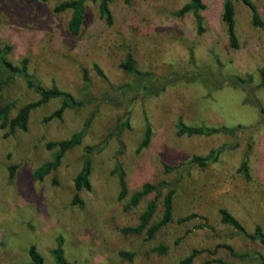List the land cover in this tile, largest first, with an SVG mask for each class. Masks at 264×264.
Returning a JSON list of instances; mask_svg holds the SVG:
<instances>
[{
  "label": "rangeland",
  "instance_id": "rangeland-1",
  "mask_svg": "<svg viewBox=\"0 0 264 264\" xmlns=\"http://www.w3.org/2000/svg\"><path fill=\"white\" fill-rule=\"evenodd\" d=\"M59 1L0 0V47H12L9 59L17 63L28 56L30 72L42 84H56L84 102L65 109L61 118L46 119L60 104L51 99L31 111L25 130L0 128V264H25L31 245L52 264L50 251L59 238L72 264H176L193 249L198 250L194 263L215 256L260 264L241 254H264V246L222 223L218 208H227L249 232L256 224L264 229V116L256 106L264 107V0H252L262 26L253 25L250 9L236 2L238 48L229 46L221 21L223 0H203L201 33L191 12L178 14L189 0H117L111 3V25L97 3L88 1L77 35L67 29L70 11L53 10ZM129 52L146 76L120 67ZM234 77L244 78V85L228 84ZM37 98L21 78H13L0 92V105L12 103V117ZM179 119L234 133L179 135ZM146 127L150 141L142 146ZM83 128L81 144L67 150L57 168L42 179L34 175L51 159L48 141ZM86 145L103 147L88 154L92 187L79 192L84 205L78 207L71 201L73 181ZM217 149L216 161L190 163L194 154ZM243 159L248 176L239 169ZM116 164L124 169L130 192L144 182L176 180L174 220L151 238L121 230L138 223L154 194L126 208L128 199L118 198ZM156 203L155 221L161 197ZM190 212L207 223L199 226L196 217L177 222ZM160 244L164 253L155 249Z\"/></svg>",
  "mask_w": 264,
  "mask_h": 264
},
{
  "label": "trees",
  "instance_id": "trees-1",
  "mask_svg": "<svg viewBox=\"0 0 264 264\" xmlns=\"http://www.w3.org/2000/svg\"><path fill=\"white\" fill-rule=\"evenodd\" d=\"M45 1V0H41ZM88 1L96 2L99 14L108 25L113 24V14L111 10V3L117 0H60L55 3L53 10L55 12L70 11V16L67 22V29L70 33L77 35L83 25L85 19L86 3ZM124 3H129L130 0H122ZM241 2L246 5L251 12V23L255 26H262L263 21L258 13L257 7L252 0H223L221 21L226 27V34L228 38L229 46L232 48L239 47V38L237 35V23H236V2ZM205 8L203 0H189L179 10L178 14L182 15L186 12H191L196 24L197 32L201 33L204 30L202 25L201 10ZM9 44H4L0 47V92L13 78H21L28 88H31L37 95L38 98L34 101H29L21 105L14 116H10L12 103H5L0 105V128H9V131L15 129L25 130L28 125L31 111L40 106L43 103L48 102L51 99H58L60 101L59 106L46 117L61 118L62 113L67 108L76 109L81 106L84 102L77 99L71 92L61 89L58 85L52 84L51 86H45L38 80L29 69V57H22L19 62L14 63L9 59V53L11 51ZM120 67L137 77L146 76L148 73H143L135 64V60L132 53L129 52L125 56L124 60L120 62ZM94 69L97 73L104 77L102 69L94 64ZM84 77L88 79L87 69L82 68ZM264 74V69L262 70ZM224 82H221L219 86H222ZM245 79L241 77H234L230 79L228 84L232 86H243ZM148 90V89H147ZM258 107L261 117L264 116V107L261 104H256ZM128 121H125L126 125ZM178 134L186 135H211L215 133L233 134V128H227L226 126L209 127V126H193L184 123L181 119L177 122ZM239 128H241L239 126ZM85 128L74 132L70 137L60 140H50L46 143L48 149H54L51 159L43 163L35 172L34 175L42 179L46 174L57 168L61 162L65 152L82 142ZM151 128L146 127L144 132V138L142 140V146L146 145L150 141ZM103 146H84L83 150L85 155L82 160L80 170L74 178V188L76 192L72 196V204L78 207H83L84 200L80 196V191L90 190L92 187L90 175H91V161L88 154L101 151ZM221 149L213 150L207 155L194 154L190 160V163H196L199 166H206L212 161L218 159ZM87 153V154H86ZM166 171L173 170V167L167 164H162ZM240 171L248 176V164L247 159H243L240 164ZM11 174L14 172V166L10 168ZM115 170L118 171V198H127L126 208L136 206L139 201L148 194L153 193L154 198L151 199L145 209L139 215L138 223L136 225H126L121 228L123 233L128 234H146L147 238H151L161 227L171 223L174 220V208H175V194L177 191L176 180H161L157 183L144 182L139 189L130 192L126 178L125 171L120 164H116ZM161 197L162 210L160 218L155 221V214L157 212L156 199ZM218 214L220 221L228 226L232 227L236 232L240 233L244 237L258 241L264 246V229L256 224L253 231L249 232L241 221L232 214L227 208L219 207ZM200 218L199 226L205 225L207 218L197 212H190L185 216L178 217L177 222L182 223L193 218ZM217 247H224L231 253H234L233 248L225 243L217 244ZM160 253L166 251V246L160 244L155 247ZM122 254L131 256L132 254L127 251H122ZM198 250L193 249L190 253L180 258L176 264H235L220 257H211L205 259L199 263H194V258ZM213 253V252H212ZM52 258V264H72L65 256L64 249L62 248V239H58V245L50 251ZM241 256L256 257L260 260V264H264V254L260 252L243 253ZM30 260L25 264H50L46 262L45 257L38 251L35 245H31L29 249Z\"/></svg>",
  "mask_w": 264,
  "mask_h": 264
}]
</instances>
